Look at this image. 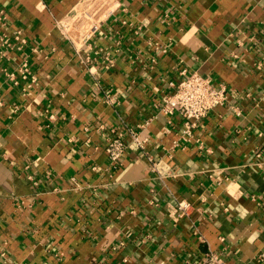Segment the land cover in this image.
<instances>
[{
    "label": "crops",
    "instance_id": "1",
    "mask_svg": "<svg viewBox=\"0 0 264 264\" xmlns=\"http://www.w3.org/2000/svg\"><path fill=\"white\" fill-rule=\"evenodd\" d=\"M77 1L0 0L38 74L0 70V264H264V0H117L79 53L56 26ZM194 71L229 97L170 156L182 119L161 106ZM144 122L158 171L140 151L113 168L112 129Z\"/></svg>",
    "mask_w": 264,
    "mask_h": 264
},
{
    "label": "built area",
    "instance_id": "2",
    "mask_svg": "<svg viewBox=\"0 0 264 264\" xmlns=\"http://www.w3.org/2000/svg\"><path fill=\"white\" fill-rule=\"evenodd\" d=\"M117 8V0H78L70 10L57 19L56 26L62 38L70 41L79 53L85 42L92 38L102 23L112 16ZM6 26V16L1 10L0 70L4 71L6 76L17 85L24 81L23 88L27 90L38 83V74L33 69L26 52L29 40L22 28L17 27L12 32H7ZM156 47L165 50L162 45L156 44ZM15 52L21 54L20 60L13 69H8L4 63ZM92 58L93 56L88 54L85 60L91 61ZM106 60V63L111 65L113 58L109 53L106 55ZM254 67L264 72V59L257 60ZM172 85L174 90L165 97L161 110L166 114L178 113L182 119V130L169 148L170 156H173L178 148L184 147L182 142H187L205 118L217 107L225 104L229 97V89L225 83L214 82L211 76L197 71L186 74L172 82ZM147 125L148 122H144L136 126H126L123 129H112V134L108 136L105 144V151L113 168H120L126 164L128 152L140 151L151 164V168L158 171L155 157L148 149L152 138L146 130ZM198 146L200 149L203 148L201 142ZM263 164L264 153L259 150L251 165L262 166ZM193 209L194 204L191 200L182 199L178 201V205L170 216L178 222L182 217L189 216ZM256 259L259 262L264 260V250L259 252ZM191 264H228V261L221 250H210Z\"/></svg>",
    "mask_w": 264,
    "mask_h": 264
}]
</instances>
